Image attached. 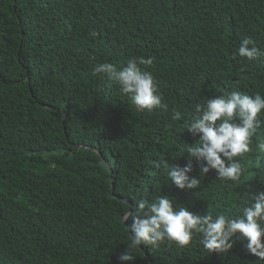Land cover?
<instances>
[{"label": "trees", "instance_id": "trees-1", "mask_svg": "<svg viewBox=\"0 0 264 264\" xmlns=\"http://www.w3.org/2000/svg\"><path fill=\"white\" fill-rule=\"evenodd\" d=\"M0 264H264V0H0Z\"/></svg>", "mask_w": 264, "mask_h": 264}, {"label": "water", "instance_id": "water-1", "mask_svg": "<svg viewBox=\"0 0 264 264\" xmlns=\"http://www.w3.org/2000/svg\"><path fill=\"white\" fill-rule=\"evenodd\" d=\"M80 147H83V146H80ZM84 148V147H83ZM88 149H91V148H88ZM128 215V212L126 213V215L124 216V220H125V217H127Z\"/></svg>", "mask_w": 264, "mask_h": 264}]
</instances>
